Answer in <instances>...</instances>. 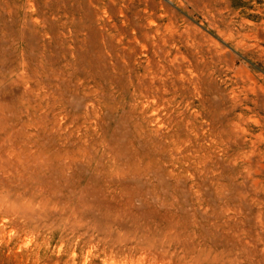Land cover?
I'll list each match as a JSON object with an SVG mask.
<instances>
[{
  "label": "rangeland",
  "instance_id": "374dc122",
  "mask_svg": "<svg viewBox=\"0 0 264 264\" xmlns=\"http://www.w3.org/2000/svg\"><path fill=\"white\" fill-rule=\"evenodd\" d=\"M5 2L0 135L19 163L2 188L17 217H0V264H264V0ZM133 12L184 70L162 96L163 126L148 125L154 141L108 106L96 126L81 116L82 96L121 99L97 73L103 43ZM219 49L227 65L195 66ZM56 77L73 86L62 105ZM47 93L60 139L33 122Z\"/></svg>",
  "mask_w": 264,
  "mask_h": 264
},
{
  "label": "bare ground",
  "instance_id": "6f19581e",
  "mask_svg": "<svg viewBox=\"0 0 264 264\" xmlns=\"http://www.w3.org/2000/svg\"><path fill=\"white\" fill-rule=\"evenodd\" d=\"M4 4L6 7H3L2 5H0V12H5L8 15H11L12 14L11 13V11H12L11 7L6 2ZM120 13H122V12L120 11ZM122 16H123L124 20L128 23V27L126 28V26L123 25L124 24L123 23L121 31L118 30L119 32H117V34H115V36H117L116 38H114L115 40H112L113 37H115V36H112L111 41H109V42L106 41L103 43L104 54H103L102 58L100 59L101 60V63L99 62L100 63V65H99L100 70L98 69V73H97V74H99V76L101 75L103 78L106 77L108 82L112 86L118 87V89L121 90V92L123 93L121 95V99L116 100L113 96L109 97L110 96L109 94H108L109 96L106 94H104V95L100 94V95H102L100 97L101 98L100 100L95 99L93 97L89 98V96H82L81 99H82V103H83L82 105H83L84 112H82L81 116L85 120H87L89 124H91V127L96 126L98 123L102 108L108 106L113 110V112H117L116 116L119 117V119L128 120L127 122H129L131 124L134 133L138 136L139 139L145 140L147 138H151V140L154 141L155 136L152 132L153 129H149L148 125L154 126L156 128V130L160 129L163 126L164 123H163V121L161 119V115H160V111H162L164 109L162 96L167 89L172 90L173 94L176 93V91L178 90V83L183 77L182 72H184V70H183L181 63H178L174 60V57H175L174 53L175 52H173L171 50V48L168 44L169 42L166 40V38L162 34H160L161 32L159 33L156 30L153 31L152 29H149L147 27L144 30H142V24H141L142 20L140 19V16L137 12L131 13L132 17H130L128 14H123ZM226 57L227 56H226L224 50H220V49L217 51L214 50V52H212L211 54H208V56H204V57L201 56L200 62H197L195 66L199 67V69L201 71H204V70L211 69V68L215 67L217 64H219L221 62H223L224 65H227ZM6 66H7V64H6ZM42 68H44V67H42ZM61 72H59V73L61 74ZM4 73H6V72H4ZM46 75L48 76V74H46ZM36 77L38 78V76H36ZM59 77H60V75H59ZM57 78L58 77H56V80H57ZM34 79H36V78H34ZM50 80H52V79H50ZM104 81H106V80H104ZM47 83L49 84L48 81H47ZM4 88H5V86H4ZM0 89H1V87H0ZM51 89H53V91L60 96L58 103L62 105L63 102H65L64 100L67 101L68 100L67 98L70 97V95H72L73 86L71 85L70 79L62 77L61 79H59V81H57L54 84V88L51 87ZM34 91L35 90H33V92ZM25 92H23L24 95H25ZM28 93H29V90H27V95H28ZM44 93H45V91H44ZM45 94L43 97H41V99H40L41 102L36 103L33 106L34 112H33V115L31 114L32 117L35 115L33 122L35 121L36 126L42 130H48V127L51 126L50 130H52V131H50V132H52V134H53V132L56 133V136H58L57 139H60V133L62 132L63 128L61 127L60 121L55 122L53 120V118L50 119L48 117L47 112L49 110H46V109H49L50 101L47 98H50L52 95L50 94V97H49L48 93H47V95H45ZM29 96L30 95H28V97ZM28 97H27V100L29 99ZM34 99H32V100H34ZM51 99H53V98H51ZM79 99H80V97H79ZM79 99H78V101H79ZM76 100H77V98H76ZM65 105L71 106L72 104L67 102V104H65ZM65 105H63V107H65ZM76 117L78 118L80 116L77 115ZM31 122H32V120H31ZM29 124H30V122H29ZM49 124H51V125H49ZM28 126H30V125H28ZM33 126H35V125L33 124ZM3 129H5V128H3ZM38 129H37L36 133L40 131ZM93 129H94V127H93ZM33 133H35V132L33 131ZM36 133H35V135H39L38 133L37 134ZM40 133H41V131H40ZM5 134H4L5 136L3 135L4 139L6 137V139L8 140L10 138V133L5 132ZM35 135H33V136H35ZM71 135H72V133H71ZM3 136L0 135V189H1L0 190V217L13 216L12 218H14V217H17L16 212H15V208H14L15 206L13 204L15 201L12 202L13 201L12 200L11 202H9L8 199L5 198V196H3L2 188L7 185V183L5 182V181H7V179H9V178H10V180L16 179V177H17V163H19V162H17V160H15V162H17V163L14 162L15 164H13V162L7 161V159H9L8 157H6V158L4 157V155H6L8 152H5V150H3V147H2L3 142H4ZM29 136L26 138H29L30 142H32V141L37 142V140H35L34 138H30ZM42 136H41V138H42ZM47 137L48 136H46V138ZM44 138H42V139H44ZM36 139H40V137H38V138L36 137ZM52 140H54V139H52ZM25 143H27V142H25ZM25 143L23 142V144H25ZM31 144H33V143H31ZM10 145H11V143H10ZM29 146L31 147L32 145L29 144ZM35 146L37 147V144ZM105 149H104V151H105ZM26 150H27V147H26ZM108 150H110V149H108ZM28 151H30V150H28ZM34 151H35V149H34ZM83 151L85 152V149ZM88 152H89V150H88ZM11 153H13L12 150H11ZM8 155H11V154H8ZM89 155H90V153H89ZM28 156L30 157L29 153H26V157H28ZM37 156H38V154H37ZM91 157H93V156H91ZM14 158L16 159L17 157H14ZM30 158H27V160ZM37 158H39V157H37ZM96 158L98 159V157H96ZM21 159L24 160L23 158H21ZM73 159H71V160H73ZM82 159H83V157H82ZM9 160H11V159H9ZM33 160L31 159V161H33ZM40 160L43 161L44 159H40ZM71 162L73 163V161H71ZM97 162H99V161H97ZM33 163H35V161H33ZM48 163H50V162H48ZM94 163H95V161H94ZM26 165L24 164V166H26ZM70 165H71V163H70ZM31 167L32 166H30V168ZM25 168L26 167H24L23 169H25ZM30 168L27 167L28 170ZM44 168H46V167H44ZM44 168L42 171L46 170V169L44 170ZM39 169H42V168L40 167ZM37 170H38V168H37ZM34 171H31V172H34ZM21 172L22 171H20V173ZM23 172H24V170H23ZM37 174H38V171H37ZM29 175H30V173H29ZM19 176H20V174H19ZM20 177H22V173H21ZM27 177H28V175H27ZM37 177H38V175H37ZM40 177H42V176H40ZM8 184H12V183L9 182Z\"/></svg>",
  "mask_w": 264,
  "mask_h": 264
}]
</instances>
